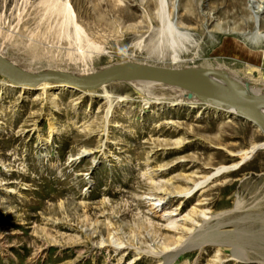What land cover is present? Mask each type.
<instances>
[{
  "label": "rangeland",
  "instance_id": "1",
  "mask_svg": "<svg viewBox=\"0 0 264 264\" xmlns=\"http://www.w3.org/2000/svg\"><path fill=\"white\" fill-rule=\"evenodd\" d=\"M62 1L0 0L1 49L70 48L57 40ZM67 1L100 46L88 50L97 70L191 67L223 56L227 40L242 52L229 58L235 67L264 63V0H166L163 18L159 0ZM167 21L189 37L171 43ZM58 61L29 65L65 68ZM3 78L0 264H264V146L242 160L264 141L255 124L211 105L144 103L122 81L105 114L101 92Z\"/></svg>",
  "mask_w": 264,
  "mask_h": 264
},
{
  "label": "bare ground",
  "instance_id": "2",
  "mask_svg": "<svg viewBox=\"0 0 264 264\" xmlns=\"http://www.w3.org/2000/svg\"><path fill=\"white\" fill-rule=\"evenodd\" d=\"M159 1H160L159 16L163 18L164 16L166 17L165 11H166V5L167 4H166V0H159ZM59 9H60V13L62 15V22L60 25V34H59V37L57 40L66 39L70 48H68L64 51L58 52V51H55L54 49H52L47 44V45H43L42 47L40 46L38 48H36L37 47L36 46L35 51H33L30 54L24 53V54H20L17 57H15L13 55L12 56L7 55V53L3 49H1V47H0V55L2 57H4L5 59H7L11 64L16 65V66L20 67L21 69H23L24 71H27L30 73H38L41 71L51 69V68H49V69L46 68V69H43L40 71H33V68H30L31 66L29 65V63L33 59H36V60L38 59L41 61H42V59L48 60V61H56L57 58L60 60V61H58L59 63L64 62V63H66V66H65V68H53V69L62 70V71L71 73L73 75H78V76L89 75V74H92V73L99 71V70L90 66V63L93 60V58L91 57V54H89L90 52L88 50L92 49L93 51H95V49L100 48V46L98 45L99 46L98 47L95 44V42H93V40H91L89 34H87L85 32V30L82 28V26L77 24V22L75 21V18H74V13H73L71 6L69 5L67 0L62 1ZM166 25H167V29L169 32L170 40L172 41L171 43L177 45L179 40H181V38L189 37V34L187 32L180 31L177 28L175 22L167 21ZM33 34L36 36L38 35L35 32ZM160 34L163 36L162 33H160ZM165 35H164V37H165ZM162 36H161V38H162ZM37 37H39V36H37ZM47 41H49V40L47 39ZM231 45H232V43L229 40H227L226 41V47L222 51L223 56L217 55V56H215V58L213 57V59L205 60L201 64L193 65L191 67L202 70L199 72L202 77H204L210 81L220 83L222 85H226V83L223 81L222 78H220V77H218L212 73L205 72V69H211V70L216 71L217 73L222 75L226 79V81L230 84V86H232L237 91H240V92H243L246 94H264V80H261L260 78L254 79V72L255 71H259V72H261V74H264V63H263V66L262 65L257 66V65L249 64V67L245 66V68L244 67L243 68L235 67L232 63H230L232 61L229 58L235 59V55L240 56V54L242 52L239 49L232 50ZM161 54H163V53H161ZM171 57L173 59H176L179 56H178V53L173 50ZM222 58H225V60H223ZM238 60H240V59H238ZM241 61H244V60H240V62ZM57 67H59V66H57ZM80 67H81V69H79ZM3 79H4V81L10 82L6 77ZM116 81H122L121 83H127L129 86H131L132 89L137 90V92H139L140 94L145 96L144 98L142 97L144 103H148V101H150L151 99L165 100V101L166 100L169 101L172 99V100H176L177 103H189V104L200 103L201 105H206V106L211 105L215 108L222 109L226 113L238 115V116L243 117L244 119L248 120L247 117H244L243 115H241L242 113L235 108H231V107L224 105L218 101H213V100L207 99L203 96L194 94V93H192L186 89H183L181 87H178V86H174V85L167 84L164 82L150 81V80H143V79H127V80H116ZM116 81H111V82L105 83V84L99 86L98 88L91 89V90L79 89V88L72 86V85L70 87H72L71 89H74V90L75 89L80 90L83 93H89V95L94 94V93H100V92L102 94H104V96L109 100L108 101V107H107V110L105 113V114H107L108 110L111 106L110 92L112 90L118 91V90H120V88L122 86L119 84L117 85L115 83ZM11 83H13V82H11ZM53 83H56V84H54L56 86H66V84L60 83V82L59 83L53 82ZM53 83H52V81H42V82L37 84V88H41L42 90H44L46 87H48L49 85H51ZM14 84L9 83V85H11V86H16ZM24 85L25 84H23V86H20V87H23V88L29 87V85H26V86H24ZM67 86H69V85H67ZM256 109L259 113L264 115V105L256 106ZM248 121L250 123L255 124L253 121H250V120H248ZM256 126L259 127L258 125H256ZM262 146H264V141L262 143H258L256 145H254L253 147H251V149L247 153L242 155V160L245 159V157H247L248 153H252V152H254V150L257 149V147H262ZM226 168H227L226 166H220V167L216 168L215 171L211 174H217L219 172H223L224 170H226ZM205 180L206 179H203L202 181L201 180L196 181L194 183V187L202 184ZM189 191H191V188L188 189V191H186V193H188ZM207 236H209V238H210V235H207ZM219 236H221V235L219 234ZM212 237H214V238L218 237V233H213ZM232 240H234V239H232ZM115 241L112 240L109 243L111 245H115V246L117 245L118 247H121V245L123 244L121 241H116V242ZM126 247H128V246H126ZM233 251L235 253L237 251H239V245H234Z\"/></svg>",
  "mask_w": 264,
  "mask_h": 264
},
{
  "label": "water",
  "instance_id": "3",
  "mask_svg": "<svg viewBox=\"0 0 264 264\" xmlns=\"http://www.w3.org/2000/svg\"><path fill=\"white\" fill-rule=\"evenodd\" d=\"M200 71L202 70L189 66L170 68L142 62L124 61L83 76L73 75L58 69L30 73L11 64L0 55V75L15 84L36 86L42 81H52L72 85L79 89L91 90L116 80L143 79L159 81L181 87L194 94L235 108L264 132V115L256 109V106L264 105V94H246L237 91L216 71L205 69V72L222 78L226 85L202 77Z\"/></svg>",
  "mask_w": 264,
  "mask_h": 264
}]
</instances>
